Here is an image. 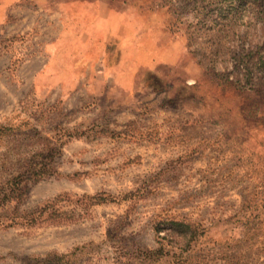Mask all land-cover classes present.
<instances>
[{"label": "rangeland", "instance_id": "374dc122", "mask_svg": "<svg viewBox=\"0 0 264 264\" xmlns=\"http://www.w3.org/2000/svg\"><path fill=\"white\" fill-rule=\"evenodd\" d=\"M73 1L0 24V264H264V0Z\"/></svg>", "mask_w": 264, "mask_h": 264}, {"label": "crops", "instance_id": "0c3cea01", "mask_svg": "<svg viewBox=\"0 0 264 264\" xmlns=\"http://www.w3.org/2000/svg\"><path fill=\"white\" fill-rule=\"evenodd\" d=\"M19 0H0V24L5 21L6 15H7V9L13 5L15 2ZM79 2V4H90L83 6L82 8H85L88 10V12H91L89 10H92V3L91 1H73L74 4ZM97 8V6H95ZM78 14H80L78 17H76ZM61 21L64 23V30L59 33V35L49 41H45L43 44V53L46 57V62L44 66V72L48 75L52 76L56 71V55L59 50H67L74 58V56H78V58H83L82 52L85 53V51H88V48H92V39L93 36L89 33L83 32V30H79L77 27V23H84V24H95L97 25L98 22H100L99 15L95 17H90V15L86 13H79L78 11L72 12L69 9L63 8V11L61 13ZM49 22V21H48ZM52 21L50 20L49 23ZM104 22V20L102 21ZM84 29V28H83ZM72 38L73 42L68 43V39L70 40ZM125 46V43L122 44ZM81 60V59H80ZM54 76V75H53Z\"/></svg>", "mask_w": 264, "mask_h": 264}, {"label": "trees", "instance_id": "16d2710c", "mask_svg": "<svg viewBox=\"0 0 264 264\" xmlns=\"http://www.w3.org/2000/svg\"><path fill=\"white\" fill-rule=\"evenodd\" d=\"M174 224L177 226V227H179V228H182V226H188L189 224L188 223H186V222H184V221H179V220H175L174 221Z\"/></svg>", "mask_w": 264, "mask_h": 264}]
</instances>
